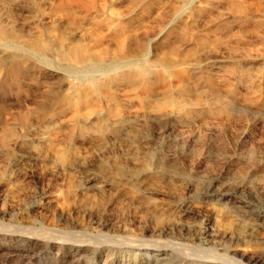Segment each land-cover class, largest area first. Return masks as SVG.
I'll use <instances>...</instances> for the list:
<instances>
[{
  "label": "rangeland",
  "instance_id": "obj_1",
  "mask_svg": "<svg viewBox=\"0 0 264 264\" xmlns=\"http://www.w3.org/2000/svg\"><path fill=\"white\" fill-rule=\"evenodd\" d=\"M241 185L264 202V0H0V264L264 257Z\"/></svg>",
  "mask_w": 264,
  "mask_h": 264
},
{
  "label": "bare ground",
  "instance_id": "obj_2",
  "mask_svg": "<svg viewBox=\"0 0 264 264\" xmlns=\"http://www.w3.org/2000/svg\"><path fill=\"white\" fill-rule=\"evenodd\" d=\"M86 63V62H85ZM89 63H91L89 61ZM101 64V63H100ZM86 65V64H85ZM99 65V63L94 62L91 63V65H89L92 68H96ZM87 67V65H86ZM98 68V67H97ZM91 69V68H89ZM122 77L124 78V80L127 81H131L133 79V76L131 74H124L122 75ZM143 80V79H142ZM88 103V102H86ZM217 184V183H216ZM238 188L240 189H244L246 188V196L248 197V199L250 200V202L245 203L243 205L244 209H251L252 213H254L255 217L258 220H261L264 222V202H262L260 200V198L258 197V193L257 190H252L249 189L248 187L245 186H238ZM242 192V191H241ZM208 233V232H207ZM206 232L202 233V235L206 236L207 235ZM163 233H159L157 236L160 237L162 236ZM188 234V233H187ZM222 236L224 238H227L228 241L229 240H233V234L230 232H226L224 231L223 233H221ZM165 235V234H164ZM32 236V235H31ZM197 236V235H196ZM209 236V235H208ZM211 236V235H210ZM209 236V237H210ZM220 236V235H219ZM241 236V235H239ZM203 237V236H202ZM214 238V236H213ZM215 239V238H214ZM212 240V239H211ZM220 240V239H219ZM238 240V239H237ZM213 241V240H212ZM216 241V239H215ZM33 243V242H32ZM60 244V243H59ZM109 244V243H108ZM161 244V243H160ZM160 244L158 246H160ZM125 245V244H124ZM212 245V244H211ZM135 246V245H134ZM163 246V245H162ZM161 246V247H162ZM159 247L156 252V255H153V262L157 263V262H161L163 260H165V257L167 256V251L166 250L168 247L164 246L163 248ZM172 252V251H171ZM209 252V251H208ZM216 252V251H215ZM214 252V253H215ZM213 253V254H214ZM217 253V252H216ZM218 254V253H217ZM208 255V254H207ZM211 255V253H210ZM204 256V255H203ZM201 256V257H203ZM206 256V255H205ZM204 256V260L202 261H193L196 262V264H264V257L259 255L258 253H240L236 250H232L229 247L224 248L223 250V254L217 257H215L216 255H212V257H207L205 258ZM197 258V257H196ZM194 259V258H193ZM192 259V260H193ZM199 259V258H198ZM195 260V259H194ZM192 262V261H191Z\"/></svg>",
  "mask_w": 264,
  "mask_h": 264
}]
</instances>
